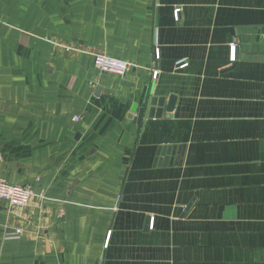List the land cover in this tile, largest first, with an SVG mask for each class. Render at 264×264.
Masks as SVG:
<instances>
[{
    "label": "crops",
    "instance_id": "1",
    "mask_svg": "<svg viewBox=\"0 0 264 264\" xmlns=\"http://www.w3.org/2000/svg\"><path fill=\"white\" fill-rule=\"evenodd\" d=\"M0 181V264H264V0H0Z\"/></svg>",
    "mask_w": 264,
    "mask_h": 264
},
{
    "label": "built area",
    "instance_id": "2",
    "mask_svg": "<svg viewBox=\"0 0 264 264\" xmlns=\"http://www.w3.org/2000/svg\"><path fill=\"white\" fill-rule=\"evenodd\" d=\"M178 10H175L174 18L177 20ZM234 54L232 49V54L230 55L231 60H234ZM159 57V52L155 50V58ZM130 64L121 60L113 59L111 57L98 54L94 56L93 67L100 73L112 75L115 77H123L130 68ZM181 65L180 67H184ZM152 77H156V72L152 74ZM78 117H74V121H78ZM32 195L31 189L29 186H20V185H7L0 181V201L6 202L8 205L13 207H25ZM152 228V226H151ZM16 233H20L16 231Z\"/></svg>",
    "mask_w": 264,
    "mask_h": 264
},
{
    "label": "water",
    "instance_id": "3",
    "mask_svg": "<svg viewBox=\"0 0 264 264\" xmlns=\"http://www.w3.org/2000/svg\"><path fill=\"white\" fill-rule=\"evenodd\" d=\"M171 99H173V98H171Z\"/></svg>",
    "mask_w": 264,
    "mask_h": 264
}]
</instances>
